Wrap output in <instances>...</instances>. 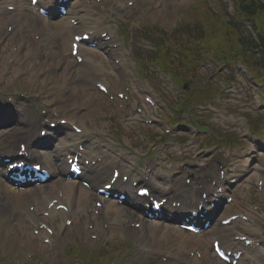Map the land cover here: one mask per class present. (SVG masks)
Masks as SVG:
<instances>
[{
    "label": "rangeland",
    "instance_id": "374dc122",
    "mask_svg": "<svg viewBox=\"0 0 264 264\" xmlns=\"http://www.w3.org/2000/svg\"><path fill=\"white\" fill-rule=\"evenodd\" d=\"M264 1V0H263ZM177 8H180L179 2L177 3H167L162 10L156 11L153 13V17H161L164 13L168 14V19H171L175 17V12L177 11ZM58 63V62H57ZM57 63L55 61H51L48 65V70L52 74L57 73L58 67ZM56 68V69H54ZM246 90L247 87L244 83L241 84V91H237L236 93H232L230 96L229 100V95L228 98H225L223 101L222 107L224 108L223 114L229 115L231 118L230 119H244L243 113H244V108L246 107L247 102L245 101L246 99ZM84 96L89 97L88 91L86 90L84 93ZM81 94L78 95H66L63 97V102L64 103H69L75 98L81 97ZM229 100V101H228ZM228 101V103L226 102ZM82 114L86 118H89L91 116H94V113L92 114L90 111H78L76 112V115ZM21 227V225H20ZM18 235V236H16ZM26 243V244H25ZM36 246V243L33 240H28V235L25 234L24 232H20L18 234V231L16 230L14 234L12 233L9 237H4L0 240V247L2 249H5L7 251L12 252L14 249L16 250V253H22L24 255L31 253V250Z\"/></svg>",
    "mask_w": 264,
    "mask_h": 264
},
{
    "label": "bare ground",
    "instance_id": "6f19581e",
    "mask_svg": "<svg viewBox=\"0 0 264 264\" xmlns=\"http://www.w3.org/2000/svg\"><path fill=\"white\" fill-rule=\"evenodd\" d=\"M46 2H47V0H46ZM22 6H23V4L20 6V8H22ZM25 9H26V7H25ZM77 10H79L78 13H83V14H81V16L82 15H86V13H87L85 6L82 5V6L79 7V9H75L74 8V9L71 10L72 14L75 15L76 17H81L80 15H78ZM23 19H24V21H23L24 23L21 24L20 29H22L23 27H36L37 26L36 28H37V30L39 32L42 31V32H45L46 33L47 38H48V39H46L47 41H53L54 38H56L55 36H52L53 34H56V33L51 32V29L57 27V25H67L66 20L65 21H58L57 20L56 22H51V21H48L46 19H42L41 22H40L35 17H33L32 15L27 14V13H26V17H24ZM8 24H10V23H8ZM71 81H72V77H69L66 80L65 79L62 80V82H63L64 85H66L67 83H71ZM27 127H28L27 125H24L23 123H21V124H18L17 126H15V127L11 128V129H8L7 131L3 132L0 135V142L3 141L5 138H11L12 135L15 132H18L21 129L27 130ZM22 136L23 135L17 136V138H20ZM30 142L31 141L29 140V143ZM44 145H48V144L44 143ZM35 153L36 154H42L46 158H48V155H47V151L46 150L35 151ZM59 166H60V163H58V165L54 168V173L55 174L58 173L57 172V168ZM32 199H33V194H28L27 193L26 195H24L22 197V202L20 203V205L17 206V203H16V201L13 198V191L11 189L10 184H8L5 180L0 179V217H3L5 215V213L8 212L7 211L8 209L6 210L7 207L10 208L9 211L12 212V214L13 213H17V212H19L18 210L20 209L21 205L27 206L32 201ZM28 200H30L29 203H27ZM67 202L68 203H72L71 200H69V199L67 200ZM44 204H45V201L40 200L39 201V206H37L36 208L39 209L41 207H45ZM10 205H12L13 207H10ZM127 212H129V211H127ZM133 215L134 214H132L131 217ZM24 216L25 215H24V212H23V216H21V217H23L25 219ZM129 230L131 231L132 229H129ZM140 238H142V237L141 236L137 237V240L140 239ZM158 241L160 242L161 239H158ZM192 260H194L195 262L197 261L195 257L192 258V259H190V261H192ZM168 264H181V263L174 262V263H168Z\"/></svg>",
    "mask_w": 264,
    "mask_h": 264
},
{
    "label": "snow or ice",
    "instance_id": "6c2138e0",
    "mask_svg": "<svg viewBox=\"0 0 264 264\" xmlns=\"http://www.w3.org/2000/svg\"><path fill=\"white\" fill-rule=\"evenodd\" d=\"M140 194L143 195V196H147L148 195V190L147 189H142Z\"/></svg>",
    "mask_w": 264,
    "mask_h": 264
}]
</instances>
